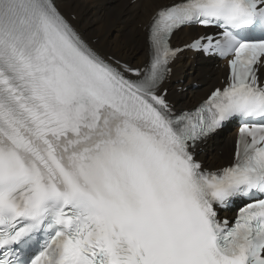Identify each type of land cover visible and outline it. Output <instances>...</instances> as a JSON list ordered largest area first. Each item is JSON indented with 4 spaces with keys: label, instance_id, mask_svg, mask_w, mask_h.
<instances>
[{
    "label": "snow or ice",
    "instance_id": "1",
    "mask_svg": "<svg viewBox=\"0 0 264 264\" xmlns=\"http://www.w3.org/2000/svg\"><path fill=\"white\" fill-rule=\"evenodd\" d=\"M185 48L231 57L177 112ZM134 66L93 49L56 0H0V264H264V0H172ZM239 122L233 162L197 155ZM242 202L235 219L221 217Z\"/></svg>",
    "mask_w": 264,
    "mask_h": 264
},
{
    "label": "bare ground",
    "instance_id": "2",
    "mask_svg": "<svg viewBox=\"0 0 264 264\" xmlns=\"http://www.w3.org/2000/svg\"><path fill=\"white\" fill-rule=\"evenodd\" d=\"M167 1L56 0V3L82 38L101 55L142 66L148 59L146 28L149 19L157 7ZM202 33L203 30L195 28L180 29L173 36V45H185ZM93 39H97L94 44ZM214 65L212 60H204L199 56H182L174 62L172 76L165 87L168 90L167 98L175 109L182 110L199 103L218 84L225 70ZM192 83L197 87L192 89ZM182 85L190 88L178 93L177 89ZM234 136L235 132L222 130L201 148L197 159L211 169L228 163L233 152Z\"/></svg>",
    "mask_w": 264,
    "mask_h": 264
},
{
    "label": "rangeland",
    "instance_id": "3",
    "mask_svg": "<svg viewBox=\"0 0 264 264\" xmlns=\"http://www.w3.org/2000/svg\"><path fill=\"white\" fill-rule=\"evenodd\" d=\"M72 19H73V18H72ZM93 41H94V43H96L97 39H94ZM179 87H182V88H183L184 86L182 85V86H179ZM179 91H180V90H179ZM180 92H182V91H180ZM189 93H190V91H188L187 94H189ZM214 152H215V151H214Z\"/></svg>",
    "mask_w": 264,
    "mask_h": 264
}]
</instances>
